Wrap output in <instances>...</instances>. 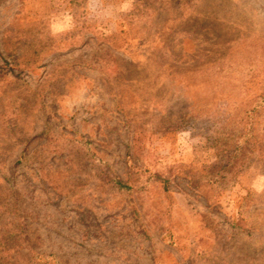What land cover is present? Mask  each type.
I'll list each match as a JSON object with an SVG mask.
<instances>
[{"label":"rangeland","instance_id":"rangeland-1","mask_svg":"<svg viewBox=\"0 0 264 264\" xmlns=\"http://www.w3.org/2000/svg\"><path fill=\"white\" fill-rule=\"evenodd\" d=\"M0 264H264V0H0Z\"/></svg>","mask_w":264,"mask_h":264},{"label":"trees","instance_id":"trees-1","mask_svg":"<svg viewBox=\"0 0 264 264\" xmlns=\"http://www.w3.org/2000/svg\"><path fill=\"white\" fill-rule=\"evenodd\" d=\"M116 184H117L119 187H122V183H120V182H116Z\"/></svg>","mask_w":264,"mask_h":264}]
</instances>
